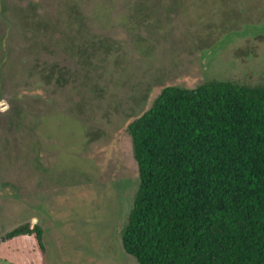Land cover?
Returning a JSON list of instances; mask_svg holds the SVG:
<instances>
[{"label": "rangeland", "instance_id": "obj_1", "mask_svg": "<svg viewBox=\"0 0 264 264\" xmlns=\"http://www.w3.org/2000/svg\"><path fill=\"white\" fill-rule=\"evenodd\" d=\"M264 84V0H0V264H138L129 123L167 85Z\"/></svg>", "mask_w": 264, "mask_h": 264}, {"label": "trees", "instance_id": "obj_2", "mask_svg": "<svg viewBox=\"0 0 264 264\" xmlns=\"http://www.w3.org/2000/svg\"><path fill=\"white\" fill-rule=\"evenodd\" d=\"M128 131L140 181L121 237L138 264H264V84L167 85ZM44 235L26 221L0 241Z\"/></svg>", "mask_w": 264, "mask_h": 264}, {"label": "flooded vegetation", "instance_id": "obj_3", "mask_svg": "<svg viewBox=\"0 0 264 264\" xmlns=\"http://www.w3.org/2000/svg\"><path fill=\"white\" fill-rule=\"evenodd\" d=\"M165 87V86H164ZM162 90V89H161ZM161 92V91H160ZM159 95V94H158ZM157 95V96H158ZM155 100V99H154ZM152 105V104H151ZM129 126V125H128ZM129 215V214H128ZM123 229V228H122ZM122 233V232H121ZM121 242H122V237H121ZM123 245V244H122ZM124 248V247H123ZM125 250V249H124ZM126 251V250H125ZM128 253V252H127ZM129 254V253H128ZM131 255V254H130Z\"/></svg>", "mask_w": 264, "mask_h": 264}]
</instances>
